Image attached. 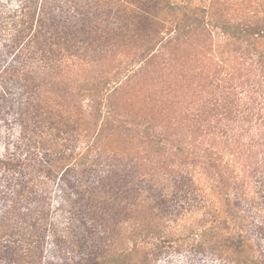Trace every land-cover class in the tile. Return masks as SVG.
<instances>
[{
    "label": "rangeland",
    "instance_id": "374dc122",
    "mask_svg": "<svg viewBox=\"0 0 264 264\" xmlns=\"http://www.w3.org/2000/svg\"><path fill=\"white\" fill-rule=\"evenodd\" d=\"M2 1L0 264H264V0Z\"/></svg>",
    "mask_w": 264,
    "mask_h": 264
},
{
    "label": "trees",
    "instance_id": "16d2710c",
    "mask_svg": "<svg viewBox=\"0 0 264 264\" xmlns=\"http://www.w3.org/2000/svg\"><path fill=\"white\" fill-rule=\"evenodd\" d=\"M0 9H8V2H3L0 0ZM252 23H241V22H231V21H223L221 24V28L228 33L232 38L238 42V44L242 47V49L246 50V52H252V55L257 56V61L260 67L264 69V50H261L257 46V41H254V43L250 40H254L256 38H264V19L260 20L259 22H253ZM247 35H250L249 38H246L247 42H243L244 37ZM255 39V40H256ZM251 42V43H250ZM243 45V46H242ZM95 99H103V96L94 95ZM90 101H94L93 99ZM95 102V101H94ZM67 172V171H65ZM241 221H244V218L241 216H235ZM235 224H231L229 222L228 224H225L224 226H215V225H208V226H199L198 230H191L187 233L185 236V240H191V248L194 249L195 246L194 243L199 240L203 239L207 234L212 235L213 238L220 239L224 242L225 246H228L231 249H236L238 253L244 252V248L247 245V241L245 239V236H243L240 232L242 231L241 228H238L239 230H235ZM237 226V225H236ZM164 232L159 231L155 235L156 241L164 236H167L166 234H163ZM157 236V237H156ZM212 237V236H211ZM152 238V237H151ZM150 238V239H151ZM143 243L147 244L149 243L148 238L142 241ZM228 244H230L232 247H230ZM235 247V248H233ZM122 253H120L118 256H121Z\"/></svg>",
    "mask_w": 264,
    "mask_h": 264
}]
</instances>
